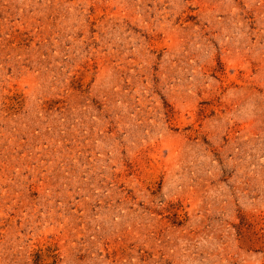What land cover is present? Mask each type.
I'll return each instance as SVG.
<instances>
[{"label": "rangeland", "instance_id": "obj_1", "mask_svg": "<svg viewBox=\"0 0 264 264\" xmlns=\"http://www.w3.org/2000/svg\"><path fill=\"white\" fill-rule=\"evenodd\" d=\"M0 264H264V0H0Z\"/></svg>", "mask_w": 264, "mask_h": 264}]
</instances>
